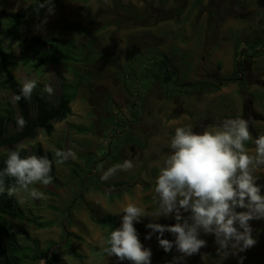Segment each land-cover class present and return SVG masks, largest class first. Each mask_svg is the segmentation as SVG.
<instances>
[{"label": "rangeland", "instance_id": "rangeland-1", "mask_svg": "<svg viewBox=\"0 0 264 264\" xmlns=\"http://www.w3.org/2000/svg\"><path fill=\"white\" fill-rule=\"evenodd\" d=\"M34 1L1 0L0 10L24 11ZM51 7V13L45 7L30 16L21 35L68 41L79 59L38 70L20 65L13 73L21 85L26 79L36 80V89L50 85L53 94L45 93L51 101L63 82L77 90L71 114L54 122L52 134L39 132L34 139L1 149L4 156L17 149L32 155L40 145L54 156L56 180L30 186L44 198L18 191L25 219H8L21 243L32 245L36 238L40 250L53 249L61 259L56 264H131L97 250L105 244V229L91 220V213L118 215L120 226L123 207L134 203L148 215L134 227L140 242L151 250V264H174V257L181 256L175 246L165 252L156 233L145 239L151 231L148 223L176 222L172 216L152 217L158 210L155 178L171 151L176 127L191 125L203 131L241 116L242 105L250 99L262 116L253 119L252 129L256 137L264 135V0H65ZM74 25L87 31L76 32ZM238 56L242 79H228L237 76ZM7 107L12 108V119L6 122V134H11L20 128L19 111L11 91L0 86V108ZM255 136L246 142L250 153ZM53 147L71 150L75 157L57 163ZM125 160L133 162L131 170H118L106 182L100 179ZM254 174L264 185V166ZM249 223L257 241L253 247L222 258L214 235L201 232L199 238L207 247L184 257L183 264H239L241 257L242 264H264V219ZM162 238L175 239L168 232Z\"/></svg>", "mask_w": 264, "mask_h": 264}, {"label": "clouds", "instance_id": "clouds-1", "mask_svg": "<svg viewBox=\"0 0 264 264\" xmlns=\"http://www.w3.org/2000/svg\"><path fill=\"white\" fill-rule=\"evenodd\" d=\"M52 0H42L39 8L48 7L51 13ZM36 80L26 79L20 93L14 97L18 102L22 98L30 99L37 88ZM53 88L45 85L43 92L53 94ZM17 124L23 128L27 121L21 116ZM253 140L249 121L243 116L225 118L217 125L205 126L196 132L191 125L179 126L170 138V153L159 167L155 178L154 197L158 210L153 218L172 216L175 223L164 225L148 223L151 231L145 239L158 234L159 246L165 252L173 247L179 257L174 264H183V258L198 254L207 247V241L199 238L201 232L213 234L217 254L226 258L229 252H244L256 244L252 236V220L264 219V185L258 184L260 178L255 175L258 167L264 166V135L254 139V148L250 153L246 142ZM56 162L62 163L75 152L53 147ZM0 171V193L10 197L18 191L29 192L33 198H44V194L35 184L49 185L53 182L50 175L52 161L46 155H28L22 157L20 150H10ZM103 168V165H99ZM134 167L131 160H125L103 172L100 179L104 182L113 177L118 170L128 171ZM2 177L14 178L15 183L6 187ZM237 209H241L237 211ZM182 213H190L187 217ZM148 216L145 210L134 203H128L122 209L120 226L111 230L103 251L115 256L119 261L131 264H151V250L139 239L134 222ZM174 235L175 239L162 238L164 233ZM243 257L239 264H242Z\"/></svg>", "mask_w": 264, "mask_h": 264}, {"label": "trees", "instance_id": "trees-1", "mask_svg": "<svg viewBox=\"0 0 264 264\" xmlns=\"http://www.w3.org/2000/svg\"><path fill=\"white\" fill-rule=\"evenodd\" d=\"M64 1L52 0L51 6L59 7ZM40 2L42 0H35L24 11L0 10V86L11 91L13 97L20 93L22 87L13 73L15 67L21 65L38 70L49 64L79 59L73 50L74 45L68 41L38 34L21 35V28L27 19L41 12L42 8L38 9ZM72 29L76 32L87 31L80 25H74ZM14 40H16L15 45ZM76 90V85L63 82L60 93L54 98V101H51L40 89H35L30 99L22 98L18 102L14 99L19 111V118L22 116L27 121V125L11 134H6V122L12 119V108L7 107L3 110L7 114L0 108V151L8 145H16L26 139H34L39 132H43L45 135L52 134L54 122L62 121L71 114V103L75 98ZM111 119L114 120L115 117L111 115ZM86 129L77 127L79 131ZM20 155L28 156L25 150H20ZM35 155H46L52 161L50 175L55 181L53 152L43 151L40 145H36ZM6 158V155L0 153V171H3L5 167ZM86 170V175L91 172L90 165ZM2 178L6 187L15 183L14 178ZM83 181L84 179L81 178V182ZM8 217L23 220L25 214L16 194L10 197L6 192L0 193V264H56L60 262L58 254L49 246L40 250L36 238L32 240V245L21 243ZM29 220L34 221V218ZM91 220L105 229V241L111 230L119 227V216L115 214L97 216L91 213ZM38 225L46 226L49 223L38 222ZM23 232L26 234L25 231ZM105 247H107L106 243L97 250L105 254L103 251Z\"/></svg>", "mask_w": 264, "mask_h": 264}, {"label": "flooded vegetation", "instance_id": "flooded-vegetation-1", "mask_svg": "<svg viewBox=\"0 0 264 264\" xmlns=\"http://www.w3.org/2000/svg\"><path fill=\"white\" fill-rule=\"evenodd\" d=\"M260 49V48H258ZM264 49V44L261 48V50ZM257 52V51H256ZM240 58L242 59V56H238L237 57V65H236V71H237V76H233V77H229L228 79H234V80H241L242 76H243V72L241 69V65H240ZM246 61H249V59H244ZM248 72H246L247 74ZM222 80V79H221ZM259 81H262L260 79H258ZM252 105V100H248L246 104L242 105V112H241V116H243V118L247 119L249 121V128L252 136H255V131L252 129V121L253 119H262V116L251 106Z\"/></svg>", "mask_w": 264, "mask_h": 264}, {"label": "water", "instance_id": "water-1", "mask_svg": "<svg viewBox=\"0 0 264 264\" xmlns=\"http://www.w3.org/2000/svg\"><path fill=\"white\" fill-rule=\"evenodd\" d=\"M251 129V128H250ZM256 137V136H255Z\"/></svg>", "mask_w": 264, "mask_h": 264}]
</instances>
